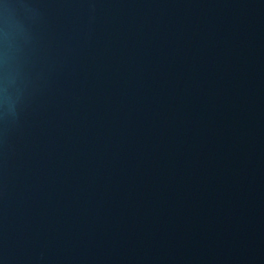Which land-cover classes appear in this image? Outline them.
I'll return each instance as SVG.
<instances>
[{
  "label": "water",
  "instance_id": "obj_1",
  "mask_svg": "<svg viewBox=\"0 0 264 264\" xmlns=\"http://www.w3.org/2000/svg\"><path fill=\"white\" fill-rule=\"evenodd\" d=\"M0 264H264V0H0Z\"/></svg>",
  "mask_w": 264,
  "mask_h": 264
}]
</instances>
